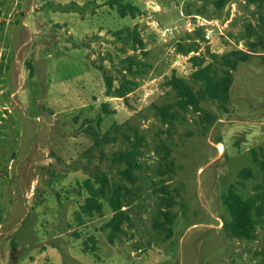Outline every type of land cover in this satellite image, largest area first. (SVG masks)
Masks as SVG:
<instances>
[{
    "label": "rangeland",
    "instance_id": "1",
    "mask_svg": "<svg viewBox=\"0 0 264 264\" xmlns=\"http://www.w3.org/2000/svg\"><path fill=\"white\" fill-rule=\"evenodd\" d=\"M107 1L0 0V264H264V214L235 239L222 203L231 187L264 192V52L237 61L225 101L179 109L166 84L175 74L197 92L191 58L247 51L242 33L264 10L125 0L139 13L120 17ZM105 76L134 85L119 98ZM166 106L175 116L162 120ZM134 146L127 178L120 155ZM97 178L101 210L87 214ZM117 185L129 221L110 243Z\"/></svg>",
    "mask_w": 264,
    "mask_h": 264
},
{
    "label": "trees",
    "instance_id": "2",
    "mask_svg": "<svg viewBox=\"0 0 264 264\" xmlns=\"http://www.w3.org/2000/svg\"><path fill=\"white\" fill-rule=\"evenodd\" d=\"M124 1L125 0H108L107 4L110 8H115L120 17H125L127 15L135 17L139 13L138 7L132 5L128 1ZM246 3L249 5L256 4L259 11L264 10V0H246ZM221 4L222 1L220 0L218 6ZM260 22L261 24L258 26H253L251 24L246 25L245 33H242L241 38L247 40L248 50L244 52H233L232 54H234L236 58L231 54L222 56L221 60L217 61V57L213 55V62L208 64H204V57L191 58L195 68L194 72L191 74V79L199 83L200 86L197 92H194L192 87L187 84L183 78L175 74L170 76L166 84L175 92L177 97V108L186 109L192 107L198 109L199 102L202 100L225 101L227 99V92L231 83L230 70L235 69L237 61H244L251 54L264 52V18H260ZM135 36L136 34H133L134 42L138 47H141V41L137 40ZM252 37L256 40L255 42L251 40ZM214 60L220 62L219 67L223 72V75L220 77H217V68ZM127 61L129 64L134 63L131 57H129ZM225 68H227V70H225ZM125 70L130 74L133 73L131 67H126ZM113 81L114 80L110 77L105 76L106 91L107 93L114 92L115 96L119 98H125V92L130 90V87L134 85L130 79L122 77L119 79V87L114 88ZM169 108V106H166L159 110V115L162 117V120H166L169 114L175 116V112L169 113ZM136 154V146H134L130 151H125L120 155V159L127 165L126 170L124 169L121 171V174L125 175L127 178H130V168L135 167L132 158H134ZM246 173L248 177L250 174L249 169ZM96 181L99 185L98 189L95 188L89 180L84 183L89 197L82 206V211L87 214L100 212L101 210L100 199L103 198V188L107 186V183L104 178H97ZM122 189V186L117 185L110 191V195L106 199L112 212V217L107 223V227L109 228L108 240L110 243H112L115 237L122 231L121 228L123 223L129 221L121 202ZM222 203L229 214V220L225 221L223 224L224 231L229 236L239 240L253 238L255 219L260 218L262 214H264V192L256 193L244 199L236 192L235 188L231 187L228 193L222 197ZM166 204L167 206H171L173 201L167 200ZM88 250L92 254L95 253L93 247L86 248L83 252H88Z\"/></svg>",
    "mask_w": 264,
    "mask_h": 264
},
{
    "label": "built area",
    "instance_id": "3",
    "mask_svg": "<svg viewBox=\"0 0 264 264\" xmlns=\"http://www.w3.org/2000/svg\"><path fill=\"white\" fill-rule=\"evenodd\" d=\"M204 25H205V23H200V26H204ZM168 30H170V29H168ZM204 37H205L206 40H209L210 39V37H211V31L209 29L205 30Z\"/></svg>",
    "mask_w": 264,
    "mask_h": 264
}]
</instances>
